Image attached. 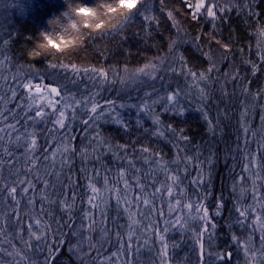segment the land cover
Segmentation results:
<instances>
[{"label": "snow or ice", "instance_id": "1", "mask_svg": "<svg viewBox=\"0 0 264 264\" xmlns=\"http://www.w3.org/2000/svg\"><path fill=\"white\" fill-rule=\"evenodd\" d=\"M40 0H35L34 3L24 4L21 6V13L25 8L34 7ZM164 0H161L163 3ZM244 7L250 9L251 5L248 0H244ZM7 8V5H4ZM65 8L63 13L56 18L49 21L51 31L47 28L39 32V40L27 52L28 60L24 65L18 62L14 63L15 57L9 55L14 41L20 33H13L3 24H0V70L7 73L9 66L15 68V73L12 75V86L9 88L11 96L8 98L9 102L12 99H19L20 104L16 108H20L24 113L25 124L30 121L32 124L48 123L53 125L46 129L51 139L46 140L47 145H51L56 140V133L61 129L67 131V135H63V143H58L56 147H44L38 143V138L35 132L28 133V143L25 147V152L28 154L26 163L30 161L28 167L29 171L36 168V162L39 160L38 156L33 154L38 149H42L45 153L44 159L49 158L48 154L55 157L58 153L64 156L62 163H71L69 154L80 155L87 160V150H77L72 146L71 141L76 137L72 135L73 128L69 123L70 120L78 119V110H85L88 114V119H84V131H87L91 126L90 122L100 120L102 118H110L112 122L125 127L126 122L121 118L118 108H124L123 103L117 105L112 99L104 100L103 104L97 101L96 97L99 92L90 93L89 95H78L76 91L69 88L68 85L77 86L83 79L94 81L96 84L103 87L105 84L114 85L119 82L122 86H129V84L138 85L146 83L147 81H155L159 75V79L163 80L165 77L162 72L175 73L176 75H183L190 80L188 83L189 89H196L199 93L197 97L199 100L207 102L205 89L201 87V82H206L209 79V74L216 70L215 63H212L206 71H193L183 56L177 59L180 61V66L177 67L175 60L169 61L167 57H157L156 62L149 60L142 66L135 69H130L127 65L123 68L94 66V65H78L75 62L57 61L56 59H49L55 57L56 54H64L66 50H75L76 47L84 45L87 40L95 39L97 36L103 38L114 34H122L124 29L134 21L135 18L141 17L145 21H155V16L151 14V9L148 6V0H65ZM183 7L187 10L186 14L192 20L197 21L201 17H205L215 22L221 15L233 11L235 8L241 7L240 3H232L231 0H225L222 5L220 0H183ZM31 15V12H29ZM168 18L173 21V27L179 33L182 29L176 21L174 11H168ZM259 20V16H256ZM82 29L84 31H82ZM75 33L73 39H66V37ZM257 34L260 38H264V25L257 29ZM260 48V62L264 64V39L259 42ZM177 46V41L172 40L169 44V53H172ZM207 55V54H206ZM23 58V57H22ZM210 59V57H209ZM250 64L253 74L258 71V65L251 61H246ZM43 64V67H40ZM228 75V73H225ZM4 81H8V75H3ZM237 79V74H232V80ZM155 92V88L152 89ZM152 92H145V97L151 98ZM245 94H248L249 89L244 88ZM191 94L190 92L188 93ZM226 94V93H225ZM181 92L179 89L168 91L165 96H157V98L143 100L137 105L139 112L151 115L153 130L152 135L164 138L168 134L175 136L176 155L171 161L165 159L162 153L153 152L148 146H141L139 152L141 155L135 159H142L143 163L148 165V170L141 174L142 170L138 168L134 159L126 152L129 145H108L106 141L101 139L99 133L94 140L106 148V155L111 154L114 159L124 160L127 167H120L117 171L116 184L123 186V197H121V188L115 185H110L109 176H103V187H97L92 183L93 177L89 176L88 188L93 195H89L87 203L90 206L89 210L83 213V220L79 228L75 227L73 222V212L76 200L75 191H72L69 202L68 186L63 185L65 190V198L59 201L50 200L45 193L44 188L39 189L40 199L44 203L55 204L59 203L60 209L67 215V220L62 221L57 219V229L53 230L51 223L44 220L43 216H52L51 212H44V205L41 204V213L39 216L31 217V223L27 225V234L30 240L23 241L25 248L19 250L15 244L7 240V236L0 240V244L7 242L13 248L12 252L5 248H0V254L4 256L19 257L16 264L23 261L24 264H57L59 257L67 249V259L70 264H120V258H124L125 264H133L134 258L138 256L140 249L148 244V240H144L143 244L135 246L132 243V236L135 233V228L141 226V221L136 219L138 215L143 216L144 212L130 211L133 204L138 209L143 207H150V215L147 217L151 219V215H155L157 209L154 206V201L160 195H166L170 198L168 204V215L177 213L175 222L167 221L172 228L179 227L181 230L191 229L192 235L195 238V247L197 249L196 255L198 264H232L233 259H236L237 264H264V133L252 131L250 121L246 120L248 115L247 110L240 114V127L244 133L243 146L238 145L236 151L241 153L243 166L240 169L239 178L234 180L232 189L235 192L237 188L240 189L236 196L232 209H229L230 219L231 214L235 213L234 224H229V228L238 225L241 229L239 235L235 231L231 232V244L236 251L240 252V257H234L230 250L217 252L211 248V241L215 238L218 229L220 228L217 217H223V213L227 208L223 196L213 197L212 192V173L211 166L214 163V153H211L204 159H200L202 153L197 150L194 156L181 155L186 153V149L182 146L188 142V137L184 135L183 129H174L171 124L164 125L161 115L156 111L155 105H161V110L164 113H169L174 116L184 115L185 108L180 103L179 97ZM261 93H256L254 100L260 99ZM2 99V98H0ZM91 105L88 107V105ZM262 114L260 115L261 123L264 124V104L260 105ZM203 112V118L209 126V130H214V121L209 119L207 111H204V105L198 109ZM29 114V113H33ZM4 120L8 117L4 116ZM19 121H16L18 124ZM16 124H6L5 127L0 128V133H4L7 129L16 131ZM260 136L261 142L257 144L255 151L250 150L252 138ZM11 139V133H8ZM21 136L17 135L16 140H20ZM0 140H4V136L0 135ZM117 151H114L113 149ZM99 151V148L95 149ZM5 153L11 157L12 153L5 148ZM118 152H124V156L118 155ZM146 154V155H144ZM235 159V157H234ZM6 163L11 164L9 159ZM170 165H176L175 171ZM207 167V171H205ZM129 169L132 170L131 182L127 178ZM109 169H105L108 171ZM196 171V175L192 176V171ZM95 176H101V169H94ZM163 173L164 179L157 180L156 174ZM52 175V173H48ZM59 177V173H56ZM191 179L189 180V177ZM39 179V177H37ZM68 179L72 181V177ZM147 180L148 183L144 181ZM189 180L186 186L185 181ZM43 185L45 188L49 186V181L44 179ZM73 184L76 181H72ZM27 186L22 189V193L27 195L31 190L36 189V185L31 179L12 181L13 186H6L0 184V189L7 192V196L15 203L16 209H19L20 201L17 199L18 186ZM250 184V187L247 185ZM195 189L196 199L185 203L183 198L188 196V187ZM149 190H151L149 192ZM112 192L113 199L116 200L117 205L124 207V211L128 213V220L130 221L128 228V242L125 243L124 238L120 233H116L119 248L116 252L105 260L99 256V249L103 247L102 240L108 236V229H101L103 237L97 240L92 233L96 231L98 223L94 213L91 209H97L100 206L96 203L98 197L103 198L104 192ZM203 193L200 195V193ZM211 198V200H210ZM174 201V202H172ZM28 205H34L35 201L31 198L27 200ZM103 203L107 204L108 200L103 199ZM187 210L183 215L179 214L178 209ZM19 211L16 212L19 218ZM103 219L99 223H103L107 219L101 213ZM160 216L164 213L161 211ZM189 221L195 222L194 225L189 224ZM35 225V227H33ZM67 228L68 232L63 229ZM146 231H151L155 237L156 242L159 243L160 248L153 264H177L175 258L170 254L169 248H175L177 245H169L166 233L170 228L165 227L163 230L153 228L152 224L145 225ZM21 232L25 229H20ZM52 237L49 242L48 237ZM31 241H35L32 243ZM75 241V242H73ZM0 264H11V262L0 261Z\"/></svg>", "mask_w": 264, "mask_h": 264}, {"label": "trees", "instance_id": "2", "mask_svg": "<svg viewBox=\"0 0 264 264\" xmlns=\"http://www.w3.org/2000/svg\"><path fill=\"white\" fill-rule=\"evenodd\" d=\"M34 2L35 0H0V7L7 5V8L4 7L0 11V24L8 27L13 33H20L16 37L11 51L8 53L15 57L14 63L18 62L20 65H24L28 60L27 52L39 40V32L45 30V28L51 31L49 21L61 15L65 10L62 7L65 5V0H40L34 7L25 8L21 13L22 5ZM231 2L234 4L239 2L241 7L222 14L221 18L213 22L210 19L206 20L204 17H201L197 21L192 20L186 14L187 10L183 7V0H164L163 3H161V0H148V6L151 9V14L155 16V21H145L143 18L137 17L124 29L122 34H114L103 38L97 36L95 39L87 40L84 45L76 47L75 50L68 49L64 54H56L55 57H49V59L63 60L66 63L75 62L83 66L94 65L97 67L123 68V66L127 65L130 69H135L149 60L156 62L155 58L157 57H167L169 61L175 60L176 66L179 67L180 61L177 58L183 56L193 71H206L212 63H215L216 70L209 74V79L206 82H201L206 96H209L206 104L197 98L199 96L197 90H191L192 93L190 95L188 91L183 90L181 83H184V81L188 82V78L165 71L161 73L165 77L163 80L159 79L158 75L157 79L153 82L155 83L154 85L151 86L149 83L147 84L148 88L147 85H142L137 92H134L137 95L136 97H129L130 101L128 104H132V106L128 108V113H122L124 121L127 124V130L121 125L117 126L114 124L110 118L100 121L98 126L88 127L87 131L83 130L85 126L80 127V123L73 124L72 128L73 131H76L74 135L76 139L71 141V144L77 150H87L86 161L80 155L69 154L71 163H62L64 156L59 153L55 157L49 153V158L45 160V153L43 155L41 149L35 155L39 157V160L36 162V169L39 167L38 173L37 175L33 173L29 174L25 173L24 169L17 162L21 154L20 146L23 145V140H20L17 145L12 143L5 144V140H0L2 142L0 148L7 147L12 153L13 167H18L22 177L26 175L27 179H31L37 185L32 197L35 200L33 208L36 211H38L36 197L39 189L44 188L48 198L57 201V198L59 200L65 198V190L62 186L67 185L69 202H71L70 196L72 191H75L76 194L73 212V222L76 223V220L86 210L88 196L93 195L87 187L90 182L89 176L93 177L92 183L96 184L97 187H103L104 175L109 176L110 185L119 186L113 177L120 167H127V165L124 160L114 159L111 154H105L106 148L97 145L95 143L96 140L93 139L97 133L108 145H129L126 152L134 159L136 166L142 170V175L148 170L149 166L144 164L142 159H135L141 155L139 152L141 146H148L153 152L158 151L162 153L168 161H171L175 157V136L171 133L164 138L153 136L152 130L154 126L151 115L140 113L136 109V105H134L136 103L134 99L141 97L145 92H152L153 88L156 91L152 92L151 98H148L149 102L157 98V96H165L168 91L176 89H179L181 94L185 96H182L180 99V103L186 109L182 116L164 113L161 110V105H155L154 107L160 113L164 125L171 124L174 129H183L184 135L189 138L188 142L182 145L186 149V153H181V155L187 154L195 157L199 149L202 153L200 159H204L210 152L214 153V163L211 166L213 197L221 195L229 198L234 197L232 193L233 182L232 184H228L226 177L233 163L239 162L240 164L243 161L241 153L237 152L236 149L238 145L243 146L245 138L243 130L240 127V120H236L235 123V117L240 118L241 112L245 110H247V113L253 111V113H248L246 120L250 121L252 131H254V127L260 123L259 120L253 123L249 119V116L254 113L256 115L261 114L260 105L264 101V64L260 62V48L258 44L264 38H260L257 34V29L261 25H264V0H248V3L251 5V12L253 13L251 17L249 16L250 9L243 6L244 0H231ZM220 3L223 5L225 0H220ZM168 11H174L176 21L182 29L179 33L173 27V21L168 18ZM29 12H31V15H29ZM257 15L259 16V20L256 19ZM82 31L84 30L82 29ZM74 35L75 33H72L66 39H73ZM172 40L177 41V46L172 53H169V44ZM246 61H251L259 66L255 74H253L250 64L246 63ZM43 66V64H40V67ZM225 73H228V75H225ZM233 73L237 74L235 81L232 80ZM174 79H177V85L172 83ZM79 86L85 88L86 92L84 95L100 91L99 96L101 98L111 97L119 92V90L108 84L101 87L88 79H83L79 83ZM144 87L149 90L144 91ZM245 87L249 89L248 94L244 92ZM258 92L261 93V98L254 100L253 97ZM133 95L130 94V96ZM202 104L204 105V111L208 112L209 119L214 121V130H209V126L203 118V112L198 110ZM29 114L34 115V112ZM16 116L18 120H21V123L20 125L18 124L16 131H11L13 134L11 138L18 131H22V127L25 126V113L20 109ZM231 116H233L231 127H235L233 132L243 137L235 142L234 140L231 141L232 138L230 139L228 136L231 142H225L226 139L224 140L223 138L221 140L219 134L224 133L223 129L225 128L226 132L228 131L224 118L227 119ZM35 132L38 135V143L44 147L49 146V148H54L58 143L62 144L64 142L63 139L59 140V142L56 139L51 145H47L45 142L51 139V137L46 132V129L41 128L38 124L35 125ZM5 133L7 134V130ZM63 133L65 135L68 134L67 132ZM22 136H24L23 133ZM236 137L234 136V138ZM254 147L256 146L250 147V150L255 151ZM97 148H99V151L95 150ZM113 150L117 151L115 148ZM118 155L124 156L125 153L118 152ZM170 167L173 171L177 168L176 165H170ZM95 168L101 169V176H95ZM105 169L109 170L105 171ZM129 171L132 174V170L129 169ZM205 171H207V167H205ZM47 172L52 173V175H48ZM56 173H59V177H57ZM20 175L18 178L21 177ZM195 175L196 171L193 170L192 176ZM69 176L72 177V181H76L75 184L68 179ZM42 179L49 181L47 188L44 187ZM156 179L163 180L164 174L157 173ZM190 179L191 176L189 177ZM189 180L184 182L186 186L189 184ZM144 182L148 183L147 180ZM190 191L191 189L188 187V195L191 193ZM110 202L104 204L105 212L103 214L107 216L106 224L111 230L108 239L109 241L110 239L113 241L116 238L117 232L120 235L124 233L125 226L121 220L122 207L117 205L115 199H111ZM6 205L10 208L13 202H7ZM47 207L48 211L52 213L48 221L51 223L52 229L56 230L57 224L55 221L57 219H61L62 221L67 220V215L61 211L59 203H47ZM140 210L144 212V207ZM1 213L0 221L2 217ZM23 214L24 212L21 210L18 218L19 222H16L15 227L20 228V223H27V216H23ZM47 216L45 215V217ZM138 217L141 220L142 216L138 215ZM21 229H25V231L20 232L21 239L22 241H26V238H29L26 227L22 225ZM63 231L67 232L68 230L64 228ZM2 232L5 231L2 229ZM108 239L105 249L115 246L108 244ZM48 240L51 242L52 237L49 236ZM167 240L169 245H179L175 248L170 247L169 252L176 262L180 261L187 254V242L185 238L182 243L178 242L175 236ZM223 247L222 240L218 238V243L214 250L220 252L223 251ZM140 253L139 259L141 264H153V261L156 260L157 254L154 249L152 253H149L150 255L144 256V251ZM6 257L0 254V261H10L11 264H16V261L19 260L15 257L13 260ZM105 257L107 256L105 255ZM57 264H70L66 251L60 255Z\"/></svg>", "mask_w": 264, "mask_h": 264}, {"label": "rangeland", "instance_id": "3", "mask_svg": "<svg viewBox=\"0 0 264 264\" xmlns=\"http://www.w3.org/2000/svg\"><path fill=\"white\" fill-rule=\"evenodd\" d=\"M3 8L4 7H0V11ZM205 19L208 20V18H205ZM15 71L16 70L15 69L12 70V68L10 66H9V70L7 71V73H4L2 70H0V98H2V99H0V128L5 127L6 124H16V121H19V123H18L19 125L21 123V120H18V117L16 116L18 111L20 110V108H16V105L20 104L21 101L19 99H12L9 102H6V101H8V98L11 96V92L9 91V88L12 86L13 82L11 80V77L15 73ZM5 74L8 75V78H9L7 82L4 81V79L2 78L3 75H5ZM153 82L154 81H147L146 83H142V84H138V85L129 84V86H127V87L122 86V85L119 84V82H117L116 84L110 85V86L114 87L117 90H119V92L115 93V95H113L111 97L108 96L107 98H103V97L101 98L98 95L96 97V99L101 104H103L104 100H106V99L114 100L117 105L123 103L125 105V107L124 108H118L117 110L119 111L121 118L124 120V118L122 116V113H128V111H127L128 108H130V106H132V104H128V102L130 101L129 97L130 98L136 97L137 95L134 92H137L138 89L142 85L146 86L149 83L151 84V86L154 85L155 83H153ZM172 83L174 85H177V79H174ZM188 83H190L189 79H188V82L184 81V83H181V87H183V90L192 93V91L193 90L195 91L196 89H189ZM68 87L72 88L73 91H76L78 93V95H84L85 92H86L85 88L80 87L79 84L77 86H75V87L72 86L71 84H69ZM201 87H202V85H201ZM147 88H148V85H147ZM144 89H145L144 91H148L149 90V89L147 90L145 87H144ZM130 94H134V95L130 96ZM182 96L183 95L181 94L179 99H181ZM183 97H185V96H183ZM207 98H209V96H207ZM145 99H148V97L146 98L145 94H142L141 97H139L137 99H134V100H136L135 101L136 103L134 105H136V106L139 105ZM262 104H264V101L262 102ZM90 106L91 105L89 104L88 107H90ZM136 109H137V107H136ZM260 112H261V108H260ZM248 113H253V111H250ZM261 114H262V112H261ZM261 114H259V115L257 114L256 115V113H254V114L249 116V119H251V121L253 123L256 120L257 121L259 120L260 124H258L257 126L254 127V131L258 132V133H264V124L261 123L260 117H258ZM4 116H7L8 119L4 120L3 119ZM77 116L79 117L78 119L70 120L69 123L72 125V127H73V124H76V123H78V124L80 123L81 124L80 127L84 126L81 121L84 120V119H88L87 112L85 110H78ZM257 117H258V119H256ZM232 118H233V116H231L230 118H227V119L224 118L225 125H226L228 131L226 132V128H225V129H223L224 133H220L219 134L220 137H221V140H223V138H224V140L226 139L225 142H229L231 138H232L231 141L234 140L236 142V141H239L240 139H242V137H243V136H238L237 134H235L233 132L235 127L234 128L231 127V124L233 122ZM102 120H104V118H102L100 120L91 121L90 122V124H91L90 127H93V126H96V125L98 126L100 124V121H102ZM236 120L239 121L240 118H238V117L236 118L235 117V123H236ZM18 124H16V128H18ZM114 124H116V123H114ZM35 125L32 124V122L29 121L27 123V125L25 124V126L22 127V131H20V132L18 131V133H15L14 137L11 138V139L8 138V133L9 132L11 133V131H12L11 129H7V134L4 132V133H0V135L4 136V140L6 141L5 144L6 143L7 144L12 143L14 145H17L20 142V140H23V145L20 146L21 154H20L17 162H18V164H20V167L22 169H24L25 173H29V174L33 173L34 175L35 174L37 175L39 167H37V169L35 168L36 170L35 169H33L32 171L28 170V167H29L31 162L28 161V163H26L28 154L25 152V147L27 146V143H28V133L29 132H35ZM38 125H40L41 128L43 127L45 129H47L49 127H53V125L48 124V123H40ZM116 125L118 126V124H116ZM236 128H237V126H236ZM63 132H67V131L64 130V129H61L59 132H57L55 134L56 135V139L58 140V142H59V140L61 141L63 139V135H65V133H63ZM22 133L24 134V136H22ZM75 133H76V131H73L72 135H75ZM35 134H36V132H35ZM17 135L21 136L20 140H16V136ZM11 136H13L12 133H11ZM36 136H38V135H36ZM228 136L230 137V139H229ZM234 136L235 137L237 136V137L234 138ZM259 142H261V139H260L259 135L256 136V137H253L252 138V143H251V145L249 147L256 146V147H254V149H256L257 148V144ZM95 143L97 145H100L98 143V141H95ZM0 144H2V142H0ZM47 147H49V146H47ZM5 148H7V147H5ZM5 148H0V184H5L6 183V186H13L12 185V181L15 180V181L18 182L19 180H27V176L25 175V176L22 177L20 175V169L18 167H13L12 163L11 164L6 163V161L9 160V159L13 162V158L9 157L5 153V151H4ZM40 150L41 149L37 150V152L34 153L33 155L35 156L38 153V151H40ZM41 152L44 155L43 150H41ZM242 166H243V161L240 164H239V162H237V163L235 162V163H233L231 165V167L229 168V170L227 172V177H226L228 184H232V182L234 183V180H237L239 178V173H240V169L242 168ZM19 175L21 176L20 178H18ZM40 178H43V177H40ZM113 178H114V181L116 182V180L118 179L117 172L115 173ZM127 178L131 182L132 174L129 173ZM42 180H44V179H42ZM26 186H27L26 184L18 186L17 199L20 201V206H19L18 210L16 209L15 203L11 200L10 197L7 196V192L2 190V189H0V212H2L1 213L2 217H1V221H0V230H1L0 231V236H1L0 240H3L4 237L7 236V240L11 241L12 244H15L16 248L19 249V250H23L25 248V245H24V243H23V241L21 239L22 236H20L21 226L23 225L27 229V225L29 223H31V217L40 215V213H41V204L42 203L44 205V212L45 213L49 212L48 211V207H47V203H44L40 199V192H38V195L36 197L37 198L36 202L38 204V211H36V209L33 208L34 207L33 205H28L27 200L29 198L33 199L32 197L34 196L35 190H31L30 189L29 193L27 195H25V194L22 193V189L24 187H26ZM118 187L121 188L122 191H121L120 195H121V197H123V195H124L123 186L121 184H119ZM189 187L191 189V191H190L191 193L186 198H183L185 203L188 202V198H191V200H195L196 199V195L197 194L195 192V189L193 187H191V186H189ZM247 187H250V184L247 185ZM239 191H240L239 188H237V190L235 192L232 190V193H233L234 197H231V198H229L227 196H223L224 202L227 205V208L225 209V211L223 213V217H217V220L219 222L220 228L218 229L215 238L211 241V248L214 250V248L217 246L218 238L220 240H222V242L224 244L223 251H227V250L232 251L234 257H240L241 253L236 251L235 248L231 244V240H230L231 232L235 231L237 233V235H239L241 229L239 228L238 225H234L233 228H229V226H228L229 224H234L235 213L231 214V219H230L229 218L230 217V213H229L228 210L232 209L234 200H235L236 196L239 194ZM109 192H104L103 193V198L98 197V199H97L98 203L97 204L100 206L99 208L91 209V211L95 215V218L98 221V223L96 225V231L94 233H92V235L97 240H101V238L103 237V232L101 231V229H108L109 230L108 231V236L104 237L103 240H102L103 247H100L99 243L97 244V248L99 249V256H101L105 260L111 255L112 252H116L117 249L119 248V244L117 242V238H115L113 241H112V239H110V241H112L111 243H110V241L108 239L111 230H110L109 226L106 224V220H104L103 223H99V221H101L103 219L101 213L105 212V209H104L105 205L103 203V199H107L108 203L111 201V199H113L112 198L113 197L112 196L113 193H111V192L109 193ZM202 194L203 193L201 192L200 195H202ZM58 200L59 199L57 198V201ZM210 200H211V198H210ZM7 202H13L12 207L11 206H10V208L7 207L8 206V205H6ZM169 202H170V198L169 197H167L166 195H160L159 198L154 201V206L157 209V212H156L155 215H151V219L147 218L150 215V207H144V215L142 216L143 218L141 217V220H140V218L138 216L136 217V219L141 221V226L135 228V233L132 236V243H133L134 247L135 246H139L140 244L144 243V240L147 239L148 240V244L145 245L144 247H142L140 249V252L144 251V256H146V255H150L149 253H152V251L154 249L156 254H158L160 245H159L158 242H156L155 235L151 231H146L144 226L151 223L153 228H159L161 230H163L165 227H168V228H170V231L166 233L167 239L174 238V236H175V239H177L178 242L182 243V241H184V238H185V240L187 242L186 243L187 244V249H186L187 250L186 251L187 254H185V256H183L180 261H177V264H198V259H197V255H196L197 249L195 247V238L192 235L191 229L185 231V230L179 229L178 226L172 229L171 224L167 223V221H172L174 223L175 222V216L177 215V213H172L171 216L168 215V204H169ZM172 202H174V201H172ZM89 208H90V206L87 205L86 210H89ZM21 210H23V212H24L23 216H27V223H24V224L20 223V228H19V227H15L16 222L18 221V218L16 216V212L19 211V213H20ZM130 211H139V209L137 208V206L135 204H133L131 206V208H130ZM161 211L164 213L163 217L160 216V212ZM186 211L187 210L182 209V208L178 209V212L181 215H183ZM83 213H82V215L80 217L81 219L78 218L76 220V223H74L76 228H79L82 223H84V224L87 223V221L83 220ZM43 217H45V215ZM44 219L45 220H49L50 217L47 216ZM121 220L124 222V226H125L124 233H122L121 237H123L125 243H127L128 242V232H129L128 225H129L130 221L128 220V213L124 211V207H122ZM189 224L194 225L195 222L189 221ZM33 227H35V225H33ZM2 229L5 232H2ZM107 239H108V244H110V245L113 244L115 246L112 245L113 247L105 249V247H106L105 244L107 242ZM26 240H30V237L26 238ZM31 242L35 243V241H31ZM73 242H75V241H73ZM177 246H179V245H177ZM0 248H5L9 252L13 251V248L7 242H4V243L0 244ZM65 251L67 253V249H65ZM140 252H139L138 256H136L134 258L133 264H141L140 259H139V256H141ZM1 255H3V254H1ZM105 255L107 257H105ZM14 257L15 256H12V257L7 256L6 258L13 260ZM15 258L19 259V257H15ZM20 264H24V262L20 261ZM97 264H99V260L97 261ZM120 264H125L124 258H120ZM157 264H158V261H157ZM232 264H237L236 259H233Z\"/></svg>", "mask_w": 264, "mask_h": 264}]
</instances>
